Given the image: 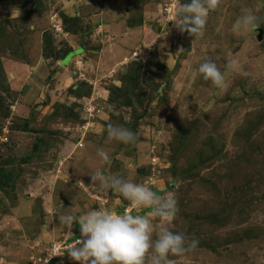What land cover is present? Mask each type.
<instances>
[{"label":"rangeland","instance_id":"obj_1","mask_svg":"<svg viewBox=\"0 0 264 264\" xmlns=\"http://www.w3.org/2000/svg\"><path fill=\"white\" fill-rule=\"evenodd\" d=\"M6 1L14 2L0 3ZM16 1L15 9H26V23L0 32V264H77L71 250L54 254L55 247L82 237L78 225H60L59 215L70 207L80 214L107 209L147 215L149 209L132 208L93 182L97 172L118 173L178 201L173 221L149 217L154 238L168 229L199 241L184 256H170L173 264H264V0H221L198 38L175 27L176 12L189 0H119L127 42L108 27L101 41L90 28L87 18L108 12L111 0ZM11 7L5 15L1 8L0 21L17 14ZM242 9L260 17L256 32L233 30ZM40 18L55 23L56 32L88 35L87 56L68 64L65 73L64 58L45 59L43 84L35 88L38 76L31 74L32 82L17 88L2 62L16 65L43 53L37 37L42 24L34 23ZM118 27L122 33L125 26ZM25 31L32 32L27 39L21 37ZM111 38L134 49L112 72L97 75L99 65L86 62L93 47ZM205 56L225 72L226 91L197 73ZM233 60L242 73L227 69ZM116 61L112 56L103 67ZM57 62L63 68H55ZM67 73L76 78L57 86ZM109 124L130 129L137 142L106 143ZM101 147L109 151L110 165L97 156Z\"/></svg>","mask_w":264,"mask_h":264},{"label":"clouds","instance_id":"obj_2","mask_svg":"<svg viewBox=\"0 0 264 264\" xmlns=\"http://www.w3.org/2000/svg\"><path fill=\"white\" fill-rule=\"evenodd\" d=\"M220 3L221 0H189L183 3L176 12L175 27L194 38L202 36L209 12L217 9ZM259 27L260 17L251 9H242L233 30L245 34L256 32ZM227 69L234 73L243 72L236 60L231 61ZM196 71L216 89H228L225 72L211 56H205ZM113 142L133 145L137 136L124 126L109 124L106 143ZM97 156L105 165L111 164L112 158L105 148H99ZM91 179L98 181L104 189L118 193L129 202L130 207L149 211L147 215H133L127 211L116 214L107 209H93L80 214L79 209L73 206L69 208L71 211L62 212L59 215L60 225L67 230L78 225L83 237L78 240V246L68 253L77 264H173L170 256L181 257L198 247V240H188L184 234L168 229L161 230L154 238L149 217L171 222L179 212L178 201L170 194L159 195L146 184L131 182L118 173L97 172L91 175ZM78 184L85 186L83 182Z\"/></svg>","mask_w":264,"mask_h":264},{"label":"crops","instance_id":"obj_3","mask_svg":"<svg viewBox=\"0 0 264 264\" xmlns=\"http://www.w3.org/2000/svg\"><path fill=\"white\" fill-rule=\"evenodd\" d=\"M118 1L119 0H111L109 2V6L108 5L105 6V8L108 10V12H105L103 14H98V12H97L94 14V17L90 16L89 18H87L88 20L89 19L92 20V23L89 24L90 28H92L95 36H96V34H98L99 40H101V41H102V38L105 39L107 37V36L105 37V32H103V34L101 33L107 27L110 29V33L113 36L116 35L117 38L121 36V39H123L124 42H127V40H131L130 39L131 37L130 38L127 37L129 34L127 32V30L129 28L127 26H125L126 24L124 23V21H121L122 19H124V15H122V16L120 14L117 15L119 9L116 7V4ZM10 2L11 1H6L5 4L0 3V11H2L1 10L2 7L5 8V9H3L4 15L9 10L8 6L11 7L12 5H15L17 1L14 0L13 3H10ZM97 8H98V6L96 7V9ZM105 8L103 7L102 11ZM10 11L11 12L15 11L17 14L14 17H12L11 18L12 20H10L9 22L6 21L4 27L5 28L8 27V30H10L13 33L14 32L13 30H16V28L13 29V27H16L18 24H20V27H22V24L26 23V20L24 19L25 15H26V9H24V8L15 9L12 6ZM29 14H30V12H29ZM8 16H9V14H8ZM108 17H110V19H111L109 24L106 22ZM120 17L122 19H120ZM145 20H146V22H148L147 18ZM29 21H30V19L27 22H29ZM34 23L36 25H39V26H41V24H42V26H41L42 28L37 29L38 30L37 31V35H38L37 37L39 40L40 39L43 40V35L46 31H51V32H53L54 40L56 41V44L58 45V48H57L58 50H60L62 48V46H65V45L72 49V53L70 55H68L64 59L63 63L61 64V65H64L65 68H63V66H61V65H58L60 62H57V64H56L57 66L55 68H58V66L60 68H63L60 73H65L64 70L69 69V68H66L68 66V64H73L74 63L73 61H75L76 59H83L84 57L87 56L86 55L87 52L85 49L87 48L86 47V42H87L86 40L88 39V35L86 36V34H82V33L72 35L68 32H56V30L54 29V26L56 24L55 23L52 24V22L50 23L49 20H47L45 18L44 19L40 18V21H39V19H36V21L34 19ZM118 24H120L121 26H125L122 29V33L118 27ZM144 25H146V24H144ZM43 27H45V28H43ZM46 27H48L49 29H47ZM52 27H53V29H52ZM143 27H145V26H143ZM32 30H33V28H32ZM143 30H144V28H143ZM143 30H142V32H143ZM21 31H23V30H20V32ZM29 34L32 35V32L26 33V31H25L24 34H21V37L24 35V37H26V39H27V37L30 36ZM94 35H92V36H94ZM101 35H102V38H101ZM34 37L35 36H31V38H28V41L32 40L31 42H33ZM117 38H111L109 40H103V42L100 45L93 47L92 50H94L95 48H97V49H95L93 51L94 54L93 53L91 54V57L89 60L91 62L90 63L86 62V64H88L89 66L94 65V64L96 66H98V65L100 66V67L99 66L97 67L95 74L98 75V74H100V72H103L102 70H105V69H108L107 72H112V70H114V68H116V66L120 65L123 62V60L126 59V55L128 53L127 51L129 49H134V47L129 44V45H125L128 48L126 50L125 46L122 45L120 42L121 39L117 40ZM60 42H63V43L60 44ZM117 48H120L118 53L116 52ZM108 52H110L109 56L107 55ZM129 53L127 56H129ZM112 56L114 58H117V61L115 63L113 62L114 64L112 63V65L104 66L105 67L104 68L103 65L105 64L106 60ZM69 57H70V59H69L68 63L65 64V60ZM45 59L46 58L43 57L40 50H38L36 52V54L31 53V58L29 61H22V62L14 61V63L16 65H13V64H11L12 61L5 59V60H3L2 64H4V66H5L4 70H5V73H7V77L10 79V83L13 82V84L17 88L18 87L21 88L25 84H28L30 82L29 79H30L31 74L32 75L35 74L36 76H38L36 78V80L34 79V82L37 86L35 88H38V85L43 84V82H41L42 78H40V77L44 73H47V71L44 69L47 66V65H45V63H46ZM84 60H85V58H84ZM84 63H85V61H84ZM67 75H68V73H67ZM74 78H76L75 73H70L66 79L62 80L61 85H59L58 81L56 82V84H57V86L63 87V86H65V84H67L69 79L73 80ZM59 79H61L60 76H59ZM77 80H78V78H77ZM18 83H21V85H16Z\"/></svg>","mask_w":264,"mask_h":264},{"label":"trees","instance_id":"obj_4","mask_svg":"<svg viewBox=\"0 0 264 264\" xmlns=\"http://www.w3.org/2000/svg\"><path fill=\"white\" fill-rule=\"evenodd\" d=\"M124 18H125V15H124ZM5 22L6 21H4V20H1L0 21V27H3V28H0V32L1 31H5L6 30V28H4V26H5ZM145 22H146V20L144 19V21L143 20H141V26H142V24L144 23L145 24ZM68 23V21H65L64 22V25H68L67 24ZM143 24V25H144ZM126 26V25H125ZM139 26H140V24H139ZM127 27H129V26H127ZM131 28H136V27H138V26H135V25H132V26H130ZM2 29V30H1ZM68 31V33H70V34H73V32H71V30L70 29H68L67 30ZM80 34V33H79ZM74 35H76V33L74 34ZM63 42H60V44H62ZM43 44H44V46H43V53H42V55L44 56V58H46V59H50V58H54L55 60H57V59H59V58H66L68 55H70L71 53H72V49L71 48H69L68 46H62V48L59 50L60 52H59V55H57V54H55V53H53V52H55V51H58V45L56 44V41L54 40V35H53V33L52 32H50V31H46L45 33H44V35H43ZM64 48H66L67 50H65ZM55 50V51H54ZM64 52V53H63ZM3 68V67H2ZM4 69V68H3Z\"/></svg>","mask_w":264,"mask_h":264},{"label":"built area","instance_id":"obj_5","mask_svg":"<svg viewBox=\"0 0 264 264\" xmlns=\"http://www.w3.org/2000/svg\"><path fill=\"white\" fill-rule=\"evenodd\" d=\"M60 29H58V31H59ZM59 32H61V31H59ZM82 64V62H79V61H77V64L76 65H78L79 67H78V69L79 70H81V68L82 67H80V65ZM97 113H100V109H98L97 108ZM84 130V131H83ZM83 130H81L82 132H88L89 130L88 129H86L85 128V126H83ZM129 212V211H128ZM79 239H83V237H79L78 239H76V241L74 240V241H72L71 243H68V242H66V243H64V244H60L59 246H57V247H55V249H54V254L55 255H57L58 253H59V250H61V251H68V250H71L73 247H76V246H78L77 245V242H78V240ZM70 242V241H69ZM65 247H64V246Z\"/></svg>","mask_w":264,"mask_h":264},{"label":"water","instance_id":"obj_6","mask_svg":"<svg viewBox=\"0 0 264 264\" xmlns=\"http://www.w3.org/2000/svg\"><path fill=\"white\" fill-rule=\"evenodd\" d=\"M69 59H70V57H69V58H67V59L65 60V64H67V63H68Z\"/></svg>","mask_w":264,"mask_h":264}]
</instances>
